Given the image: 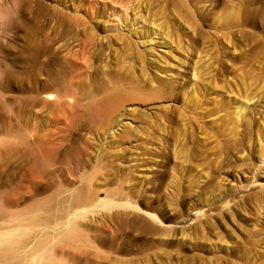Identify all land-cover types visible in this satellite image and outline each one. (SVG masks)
I'll return each mask as SVG.
<instances>
[{
	"label": "rangeland",
	"instance_id": "1",
	"mask_svg": "<svg viewBox=\"0 0 264 264\" xmlns=\"http://www.w3.org/2000/svg\"><path fill=\"white\" fill-rule=\"evenodd\" d=\"M102 198L43 251L264 264V0H0V247Z\"/></svg>",
	"mask_w": 264,
	"mask_h": 264
},
{
	"label": "bare ground",
	"instance_id": "2",
	"mask_svg": "<svg viewBox=\"0 0 264 264\" xmlns=\"http://www.w3.org/2000/svg\"><path fill=\"white\" fill-rule=\"evenodd\" d=\"M39 44L40 45H38V42L34 43L33 45L31 44V47L27 46V49L24 48V52L26 51L25 53L19 55L17 54L16 62L18 70L23 73L29 72V74L31 72L34 74L33 77L35 76L36 79V75L43 71L45 72V75H47L51 84L57 87L62 84L61 77L59 74L60 72H64V65L58 60L59 58L57 59V57L48 50V48H50L49 45H43L42 43ZM53 65H57L58 69L55 70V66L53 67ZM7 67H3L2 70H9L7 69ZM64 94L65 91L62 93V95ZM116 204L119 203L113 199L102 198L97 204L82 207L75 211H68L67 215H65L66 217L64 216L65 219H60L61 221L52 219L53 217L51 218V216L47 213H45L47 215H44L42 217L39 216L35 221V224L39 226L37 232H31L30 234L27 233L28 235H25L26 238L22 240L20 239V241L18 240L13 244H8L7 246L0 247V264H61L59 260L52 255L53 253L51 249H45L43 251L42 245L46 242V238H43L40 241L39 238L42 237L43 234H49L50 232L52 234V232H58L62 227L74 226L77 224L80 225L77 220L73 219L74 216L84 215L88 210L92 209L93 207H97L98 205H100L101 207L105 208L111 207L112 205ZM1 213L2 212L0 211V214ZM1 226L2 225L0 224V228ZM10 231L12 232L14 231V229L10 228V230H6L4 231V233H8ZM2 242L3 239L0 238V244Z\"/></svg>",
	"mask_w": 264,
	"mask_h": 264
}]
</instances>
